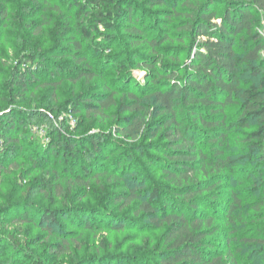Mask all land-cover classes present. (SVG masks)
I'll return each instance as SVG.
<instances>
[{
    "label": "trees",
    "instance_id": "obj_1",
    "mask_svg": "<svg viewBox=\"0 0 264 264\" xmlns=\"http://www.w3.org/2000/svg\"><path fill=\"white\" fill-rule=\"evenodd\" d=\"M142 1L148 7L171 8L164 12L168 22L178 19L172 24L178 32L176 36H182L185 45L179 55L186 54L189 59L181 74L168 66L162 71L157 66L165 58L162 46L173 35H163L160 30L149 38L144 25L133 23L136 12L131 2L76 0L72 8L76 37L66 47L59 45L36 23L25 25L40 35L38 42L50 54L49 60L73 61L77 81L90 83L97 77L92 62L83 55L84 42L95 37L100 39L88 49L93 53L92 57L102 59L112 46V33L117 24L128 22L133 44L144 46L142 48L155 57L153 62L142 63L148 73H152L150 82L155 88L149 95L135 91L128 94L127 100L118 101L117 93L103 84L98 88L103 92L102 96L79 95L73 101L70 113L73 118L80 119L82 115L104 116L108 110L117 108L119 114L126 113L119 121L117 134L120 138L137 142L158 136L165 143L158 150L163 157L157 162L161 177L171 190L172 197L167 198L171 202L169 209L166 204L156 216L158 208L154 203L160 199L161 192L155 190L146 200L148 193L143 181L139 182L143 188L132 190L115 171L105 169L91 174L85 167L79 169L85 176H90V181H85L84 175H77L76 171H68L69 165L78 167L83 157L76 149L77 141L59 129L49 133V144L44 145L51 150L52 156L63 157L62 173L69 185L75 182L85 191L90 189L94 178V181L107 179L110 187L107 194L113 208L123 210L134 206L138 213L155 218V223L163 219L160 223L165 225V230L160 248L154 253L159 264H240L246 254L244 247L253 252L255 241L250 237L241 238L243 247H237L236 252L224 254L216 249L214 237L218 218L201 209L209 208L212 201L223 195L225 182L237 183L245 174H249L250 179L254 174L259 182H254L258 184L256 193L261 196L252 206L255 219L252 230L257 236L255 245L259 248L256 252L264 258V0ZM54 9L59 10L57 6H53ZM32 57L21 55L19 58L21 70L16 75L19 82L23 83V79L29 77L32 84L55 88L66 80L60 62L53 63L56 78L39 79L46 61L40 58L33 61ZM150 114L152 126L147 122ZM22 127L14 120L5 126L0 121V142L17 150L19 139L14 133H19ZM233 135L237 143L231 149L229 142ZM87 140L81 142L91 144L88 153L93 151L96 156H106L102 152L104 136L91 135ZM138 150L143 152L141 147ZM105 158L111 160L110 154ZM121 163L119 160L118 165ZM259 167L263 170L259 171ZM56 190V193L64 194L62 183L56 185ZM228 202L224 213L235 231L238 226L246 225L247 217L236 216L242 206L236 192L230 194ZM58 216L51 210L38 209L22 213L20 219L36 222L57 237L59 245H56L55 254L60 256L67 251L68 241L60 233H54V228L61 225ZM87 226L91 230L92 225Z\"/></svg>",
    "mask_w": 264,
    "mask_h": 264
},
{
    "label": "rangeland",
    "instance_id": "obj_2",
    "mask_svg": "<svg viewBox=\"0 0 264 264\" xmlns=\"http://www.w3.org/2000/svg\"><path fill=\"white\" fill-rule=\"evenodd\" d=\"M75 1L0 0V121L4 126L12 120L23 126L19 133H14L19 139L17 150L0 142V264H159L154 253L160 248L165 230V225L160 223L163 219L155 223V218L138 213L134 206L123 210L113 208L107 194L110 191L107 179L94 181V178L90 182V189L85 191L75 182L69 185L62 173L63 157L52 156L51 150L44 145L49 144V133L59 129L65 136L77 141L76 149L83 157L78 167L69 165L68 171H76L77 175H84L79 170L82 167L91 174L105 169L115 171L132 190L143 188L139 183L143 181L148 193L146 200L155 190L161 192L160 199L154 203L158 208L156 216H159L160 208L165 209L166 204L169 209L171 202L167 198L172 197L171 190L161 177L157 162L163 157L158 150L165 143L158 136L145 137L144 141L142 137L137 142L120 138L117 134L119 121L126 113L119 114L117 108L108 110L104 116H83L81 113L79 120L70 113L73 101L79 95L102 96L103 92L98 88L103 84L117 93L118 101L127 100L128 94L135 91L149 95L151 89L155 88L150 82L152 73H148L142 64L150 60L153 62L155 57L143 49L144 46L133 44L128 22L125 20L117 24L112 33L114 43L110 42L112 46L102 59L92 57L93 53L88 49L89 45L100 39L95 37L84 42L83 55L92 62L97 77L90 83L77 81V68L71 63L73 61L61 58L49 60L50 54L38 42L40 35L25 25L36 23L59 45L69 46V42L76 37L75 19H72ZM122 1L133 4L136 12L133 23L144 25L149 38L160 30L163 35H173L162 46L165 58L157 66L161 71L168 66L181 74L189 59L186 54L179 55L185 45L182 36H176L178 32L172 24L178 19L168 22L164 15L171 8L148 7L142 0ZM53 6L59 10L56 12ZM21 55L33 56V61L38 58L46 61L38 75L42 81L56 78L53 63H62L66 80L55 88L32 84L29 77L23 79V83L19 82L16 75L21 70ZM150 117L151 114L148 119ZM152 120H147L151 126ZM91 135L104 136L102 152L104 156L110 154L111 160L106 156H96L93 151L88 153L91 144L86 145L81 141H88ZM235 137L230 138L231 149L236 147ZM140 147L143 152L138 150ZM119 160H122L121 165H118ZM101 166L104 167L101 169ZM258 170H263V167ZM248 175L245 174L237 183L225 182L223 195L201 211L218 218V230L214 237L216 249L224 254L236 252L237 247H243L241 238L250 237L254 239L256 249L250 252L244 247L247 251L240 264H264V258L256 252L259 247L255 245L257 236L252 230L255 220L252 206L260 201L258 198L261 195L256 193L258 184L254 183L258 179L254 174L251 179ZM84 179L90 181V176L84 175ZM58 183H62L65 190L63 195L56 193ZM43 184L48 187L44 188ZM235 192L242 202L236 216L241 219L246 216L247 219L244 227L238 226L233 231L224 212L230 194ZM38 209L59 214L61 225L54 228V233L67 238L68 249L64 254H55L59 241L49 234V230L39 227L36 222L20 219L22 213L36 212ZM88 224L92 225L91 230L87 228Z\"/></svg>",
    "mask_w": 264,
    "mask_h": 264
}]
</instances>
